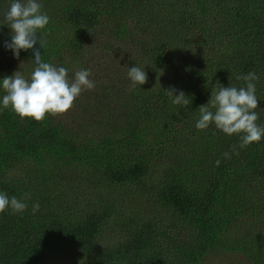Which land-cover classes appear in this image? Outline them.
Listing matches in <instances>:
<instances>
[{
  "label": "trees",
  "instance_id": "obj_1",
  "mask_svg": "<svg viewBox=\"0 0 264 264\" xmlns=\"http://www.w3.org/2000/svg\"><path fill=\"white\" fill-rule=\"evenodd\" d=\"M140 1L39 0L50 19L38 61L31 49L15 58L5 48L12 0H0L4 56L25 62L30 74L43 62L67 68L70 78L81 67L106 74L91 77L92 106L71 108L85 116L78 136L50 115L22 119L0 104V191L31 194L22 213H0V264H48L61 255L70 264H244L238 257L264 264V138L240 148L238 135L195 127L212 89L242 87L237 76L250 71L259 76L255 111L264 125V0H236V16L224 11L233 0L142 9ZM101 28L102 43L94 34ZM93 38L97 49L88 47ZM119 44L125 63L135 62L124 67L144 69L147 83L131 87L126 70L109 76L114 62L104 50ZM169 88L191 103L173 104ZM98 186L110 193L84 203Z\"/></svg>",
  "mask_w": 264,
  "mask_h": 264
},
{
  "label": "clouds",
  "instance_id": "obj_2",
  "mask_svg": "<svg viewBox=\"0 0 264 264\" xmlns=\"http://www.w3.org/2000/svg\"><path fill=\"white\" fill-rule=\"evenodd\" d=\"M49 17L42 12L39 0H12L9 9L4 14V20L11 29V42H5V48L10 49L15 58L20 51L32 50L33 57L38 61L41 58L40 49L46 47V40L40 35L41 31L49 24ZM38 47H35L37 46ZM92 75L88 69L76 70L69 77V70L63 66H56L49 62L39 63L31 73L30 78H25L20 71L0 80V89L4 91L3 108L11 109L22 119L32 118L37 122L43 121L47 115H61L67 113L74 101L85 90H92L95 82L89 77ZM127 76L131 87L147 83L148 77L144 69L138 66L128 67ZM243 80L242 87L219 84L211 91L208 102L199 106V119L195 127L205 130L210 125L229 136L235 134L240 137V148L260 142L264 138V125L257 124L259 119V99L256 95V81L259 76L250 71L246 75L237 76ZM176 105L188 106L191 101L184 92L176 93V89L165 90ZM235 149V146H233ZM225 158H230L229 153H223ZM219 160L216 161L218 165ZM31 199L30 193H24L18 199L9 197L6 192L0 191V213L9 208L13 213H22L28 207L26 201ZM39 211V204L32 205V212Z\"/></svg>",
  "mask_w": 264,
  "mask_h": 264
},
{
  "label": "rangeland",
  "instance_id": "obj_3",
  "mask_svg": "<svg viewBox=\"0 0 264 264\" xmlns=\"http://www.w3.org/2000/svg\"><path fill=\"white\" fill-rule=\"evenodd\" d=\"M236 0L230 1L228 2V5L224 6V11L226 12L227 16H236V10L238 8L237 7V3L235 2ZM140 5L139 8L142 9L143 8V3H147L146 5H159L163 2V0H145L144 1H140ZM168 10L170 8H168L167 6H165ZM164 7V8H165ZM160 6H158L156 8V11H159ZM230 10V11H228ZM158 15L160 16H165V13L163 11V9H161V11L158 13ZM227 24L229 25L228 19L226 20ZM110 29H108L107 31H109ZM132 30V29H131ZM95 36L100 38L101 41V34L106 35L104 33H102V28L98 29L97 31L94 32ZM143 34L139 33V36H142ZM92 38V37H91ZM102 43V41H101ZM88 47L89 48H96V42L95 39L93 38L91 42L88 43ZM117 49H113V50H104V53L107 54L106 58L108 61H112V63L114 62L113 66L110 69L109 72V76L113 79H119V77L122 76V74L124 73V78L122 81L125 80H129L128 76H127V68H125L124 66H126L127 63H132L135 64L134 61H129L125 63V58H124V54H125V49L122 47L121 44L116 46ZM102 50H100L99 52H101ZM114 51H117V54H114ZM86 55V53L84 54V56ZM86 60V59H84ZM0 64L5 65V69L3 72H6L8 76L12 75L14 72L16 71H20L21 74H23L25 76V78H30L31 74L29 73L28 69L26 67H28V65L25 64V62H21L19 60H15L12 57H8V56H4L1 52H0ZM89 67L94 69V62H90ZM127 67V66H126ZM116 68L120 69V71H118ZM80 69H88V67H81ZM79 70V69H78ZM75 72V71H74ZM73 72V73H74ZM92 75L89 77L91 79V77L96 74L97 76V80H100V76H106V74L102 73L101 71H95L93 73V71H91ZM99 74V75H98ZM152 75L149 76V78H151ZM112 82V81H111ZM109 84V83H107ZM97 92V86L94 87V89L92 90H85L81 93V95L78 97V103L75 104L74 101V105L80 109L83 108V106H86L83 109H88L90 106H92L94 104V102L96 101L95 99H97V97H95L94 95H96ZM51 118L55 119L57 118V120H60L63 123V126L65 127V129L72 135H80V128L83 124V121L85 119L84 115H81L79 113L78 109H70L67 113L65 114H61V115H50ZM65 130V131H66ZM190 141L195 142L192 138H190ZM188 141H186L185 144H187ZM188 147V145H187ZM99 192H101L102 196L107 195L110 193V190L108 187H102V186H98L95 188V190L93 192L89 191L85 194V197L83 199L84 203L87 201H90L92 199H94L97 194H99ZM118 236L117 232H114V237ZM239 260L245 264V261L243 258L238 257ZM219 259L214 261V264H216V262H218ZM237 260V258H235L233 261ZM70 264L68 262L67 259H65L64 255H61L59 257H50L48 260V264ZM224 264H230L229 262H226ZM240 264V263H238Z\"/></svg>",
  "mask_w": 264,
  "mask_h": 264
}]
</instances>
